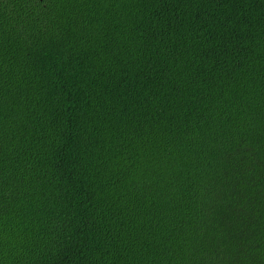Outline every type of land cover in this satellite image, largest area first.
<instances>
[{
  "label": "trees",
  "instance_id": "16d2710c",
  "mask_svg": "<svg viewBox=\"0 0 264 264\" xmlns=\"http://www.w3.org/2000/svg\"><path fill=\"white\" fill-rule=\"evenodd\" d=\"M0 264H264V0H0Z\"/></svg>",
  "mask_w": 264,
  "mask_h": 264
}]
</instances>
